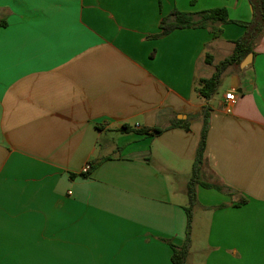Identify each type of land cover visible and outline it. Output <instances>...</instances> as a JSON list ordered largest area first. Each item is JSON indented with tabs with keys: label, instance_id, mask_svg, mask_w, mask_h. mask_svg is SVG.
<instances>
[{
	"label": "crops",
	"instance_id": "crops-1",
	"mask_svg": "<svg viewBox=\"0 0 264 264\" xmlns=\"http://www.w3.org/2000/svg\"><path fill=\"white\" fill-rule=\"evenodd\" d=\"M217 8L254 17L252 0H0V264H174L205 108L198 180L224 190L195 186L188 264H264V34L210 100L199 81L246 28L158 37L175 9Z\"/></svg>",
	"mask_w": 264,
	"mask_h": 264
},
{
	"label": "trees",
	"instance_id": "trees-1",
	"mask_svg": "<svg viewBox=\"0 0 264 264\" xmlns=\"http://www.w3.org/2000/svg\"><path fill=\"white\" fill-rule=\"evenodd\" d=\"M252 4L254 6V17L253 20L249 23L237 22L233 21L229 17L228 10L226 8H217L211 9L207 11H203L200 13H189V12H181L177 9L173 10V12L166 18H163L161 22L162 33L158 37H164L169 35L170 33L176 30L183 29H198V28H212V32L215 37L221 35L222 30L214 27L216 24L226 25V24H237L244 28H246V36L235 42V51L234 54L226 59L224 62L220 64L217 68L216 73L210 79H202L199 81L198 93L199 95L206 99L210 100L219 90L221 86V78L222 72L226 70L228 67L232 65H240L241 62L246 58L247 55L253 52V42L260 39L264 34V0H252ZM2 26H6V22H0ZM250 44V45H248ZM203 130L201 134V140L198 146L196 160L193 166V175L189 185L188 196L190 201V207L186 209L188 214L189 228L192 223V206L196 200V192L195 186L201 185L204 188L211 189L215 188L219 191H223L224 189L220 186L208 183H201L198 178L199 174L202 171V168L205 164V150L207 144V135L210 130V109L205 108L203 113ZM185 130L189 131V127L185 126ZM121 132H133L136 131L128 125H123L120 129ZM138 133H144L151 136L160 135L163 130L159 129H149L145 128L144 130H138ZM101 163L98 162L94 166H92L88 173L82 174L84 178H88L92 172L95 170L97 165ZM230 196H233V193H228ZM247 199H242L240 204H246ZM188 228V231H189ZM173 249V257L172 262L174 264H188L189 250H190V235L188 232V236L186 239V243L182 247H178L170 241H166Z\"/></svg>",
	"mask_w": 264,
	"mask_h": 264
},
{
	"label": "rangeland",
	"instance_id": "rangeland-1",
	"mask_svg": "<svg viewBox=\"0 0 264 264\" xmlns=\"http://www.w3.org/2000/svg\"><path fill=\"white\" fill-rule=\"evenodd\" d=\"M227 77V76H225ZM191 177V176H190ZM212 179V177H211ZM192 225H191V230H190V236L191 238L194 239V242H197L201 239H203V234L202 232L199 231V219L197 216V210L196 209H192ZM190 243H191V239H190Z\"/></svg>",
	"mask_w": 264,
	"mask_h": 264
},
{
	"label": "built area",
	"instance_id": "built-area-1",
	"mask_svg": "<svg viewBox=\"0 0 264 264\" xmlns=\"http://www.w3.org/2000/svg\"><path fill=\"white\" fill-rule=\"evenodd\" d=\"M225 101L228 105L233 106L237 103V97L234 91L227 92L225 95ZM90 170V166L84 168L83 173L86 174Z\"/></svg>",
	"mask_w": 264,
	"mask_h": 264
},
{
	"label": "water",
	"instance_id": "water-1",
	"mask_svg": "<svg viewBox=\"0 0 264 264\" xmlns=\"http://www.w3.org/2000/svg\"><path fill=\"white\" fill-rule=\"evenodd\" d=\"M253 54H250L241 64V68H245L246 66H248L252 60H253Z\"/></svg>",
	"mask_w": 264,
	"mask_h": 264
}]
</instances>
